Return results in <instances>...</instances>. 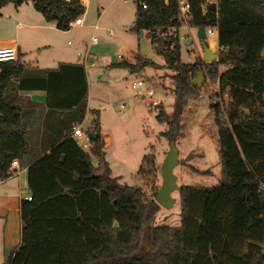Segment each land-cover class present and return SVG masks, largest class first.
I'll list each match as a JSON object with an SVG mask.
<instances>
[{"label": "trees", "instance_id": "1", "mask_svg": "<svg viewBox=\"0 0 264 264\" xmlns=\"http://www.w3.org/2000/svg\"><path fill=\"white\" fill-rule=\"evenodd\" d=\"M188 1L187 25L217 31L218 57L211 62L181 61L178 0H134L130 29L146 30L163 65L174 72L172 111L159 105L155 114L166 124L160 135L169 141L181 136L184 106L198 95L197 71L204 68L217 85L209 108L217 133L218 183L181 185L180 224L155 225L160 206L155 194L148 197L140 185L120 183L111 174L97 112L85 131L88 150L71 136L86 109L84 66L60 62L29 75L18 58L1 61L0 179L11 175L12 160L29 151L21 107L10 96L14 86L45 89L50 96L63 89L58 92L64 93L69 114L48 152L27 168L31 199L21 200V241L2 264H264V0ZM8 3L31 5L61 30H68L85 9L81 0H0V7ZM156 65L138 53L133 62L110 64L131 73ZM154 167V153H146L138 173Z\"/></svg>", "mask_w": 264, "mask_h": 264}, {"label": "rangeland", "instance_id": "2", "mask_svg": "<svg viewBox=\"0 0 264 264\" xmlns=\"http://www.w3.org/2000/svg\"><path fill=\"white\" fill-rule=\"evenodd\" d=\"M29 6L22 4L16 8L12 3H8L0 7V40L13 37L11 34L14 29L10 21H13L14 15L18 17L17 11L22 13V21L36 22L38 17ZM84 6L81 26L71 24L67 31L55 27L37 29V34H41L42 39L23 41V47L31 51L21 55L19 61L39 64L44 68L55 67L59 62L85 64L89 93L86 118L79 126L87 129L96 111L106 142L104 158L111 174L120 183L140 185L148 197L153 196L161 185V164L170 142L160 135L166 124L159 122L155 114L159 105H162L166 112L172 111L174 72L163 65V57L156 53L146 30L136 32L130 29L135 18L134 0H89ZM28 10H31L33 15L27 13ZM44 20L50 24L55 23L45 18ZM20 32L19 39L22 41L25 33L23 30ZM178 36L181 61L189 63L202 60L203 46L196 36V28L183 23ZM206 37L205 43L209 49L213 53L218 52L217 34L207 33ZM93 38L95 40H92ZM136 53L152 59L157 65L147 66L137 73L108 65L123 60L133 62ZM202 70L206 71L204 68ZM137 80L144 82L137 90L140 94L149 88L153 90V94L136 96L132 84ZM205 83L204 81L199 86L197 96L188 98L182 113V134L176 140L178 163L173 169L179 186H212L217 184L220 178L216 126L209 108V96L219 90ZM215 100L221 101L222 98L215 97ZM223 100L227 102V95L223 96ZM149 152L155 155V167L149 173L140 174L139 165L144 155ZM92 162L97 163V159L92 158ZM172 196L175 198L172 206H159L154 218L155 225L180 224L179 192L174 191ZM12 212L13 209L8 211L9 214L0 212V264L16 247L11 238H16L17 233V222L11 217Z\"/></svg>", "mask_w": 264, "mask_h": 264}, {"label": "crops", "instance_id": "3", "mask_svg": "<svg viewBox=\"0 0 264 264\" xmlns=\"http://www.w3.org/2000/svg\"><path fill=\"white\" fill-rule=\"evenodd\" d=\"M89 0L82 1V3H87ZM26 4V3H23ZM22 5V4H21ZM20 5V6H21ZM29 5V4H27ZM19 7V6H18ZM16 7V8H18ZM30 9H33L35 11V14L37 15L38 19L36 22H33L32 20H29V23L21 20V14L17 11L16 17L14 15L13 21H10V23L13 25V31L11 34L13 37H9V39H1L0 44L2 43H8V42H15L17 46V58L20 60L21 55L30 53L28 49H25L23 47V41L27 42L28 39L31 40V42L35 41L36 39H42L41 34H37V29H52L56 28L55 23H48L44 20V16L36 11L31 5L29 6ZM31 10H28L27 13H30V15H33ZM10 17V15H8ZM32 19V18H31ZM72 25H79L82 24H73ZM71 25V26H72ZM70 26V27H71ZM58 29V28H56ZM23 30V33H25L23 36L24 38L22 41L20 38V31ZM30 30H34L31 32ZM61 30V29H58ZM69 30V29H68ZM62 31V30H61ZM67 31V30H63ZM1 34V33H0ZM2 37V36H0ZM94 40V38L92 39ZM216 43V42H215ZM36 46V45H33ZM39 48V47H35ZM216 55V59L218 57V52L214 53ZM262 54L264 55V48L262 49ZM21 62V61H20ZM22 63V62H21ZM60 63V62H59ZM58 63V64H59ZM65 63H77L82 64L85 69L86 73V67L84 63L80 62H65ZM112 63V62H111ZM111 63H108L110 65ZM25 65L27 73L29 75H35V74H41L43 72V69L46 68H55L58 66V64L55 67H42L39 64H32V63H22ZM30 65L29 67L26 66ZM225 67L221 66L220 70L222 71ZM87 80V76H86ZM206 83L216 87L217 85L213 84L210 79L207 76L206 73ZM205 83V84H206ZM14 84H17V81L14 82ZM13 84V85H14ZM88 85V82H87ZM63 90V89H59ZM59 90H53V92L50 94L47 93L45 89H17L15 86L10 91V96L12 97V100L19 104L21 107V123L23 127L26 130V138L29 144V151L24 157L21 159H18V165L17 166H10L11 175H9L7 178L0 179V212L4 214H9L8 211L13 209V212L11 213V217L15 219L17 222L16 226V238L15 236L11 237L12 240L15 242V246H17L21 241V227H22V220H21V213H20V205L21 200L25 198L26 195H28V189H27V168L32 163V161L37 158V156L43 154L44 151L48 152L49 144L54 141V139L60 134V126L62 121L69 122V114L67 111L64 110L63 104H65V101L67 100L63 96L64 93L58 92ZM89 93V86L87 89V95H86V105H87V96ZM157 103V102H156ZM96 111H94V116L92 117L90 121V125L92 120L97 116ZM86 118V109L84 118L80 122L73 123L71 136L77 144L82 148V144L84 142H87L86 139L76 136L73 134V128L79 125H82ZM90 125L88 127H90ZM80 127V126H79ZM87 127V128H88ZM84 131V127H81ZM100 134L103 138V134ZM104 139V138H103ZM89 142V141H88ZM105 142V140H104ZM106 144V142H105ZM90 147V142H89ZM88 148H83L84 150H88ZM97 165V163H95ZM6 217V216H5ZM8 219V218H7Z\"/></svg>", "mask_w": 264, "mask_h": 264}, {"label": "water", "instance_id": "4", "mask_svg": "<svg viewBox=\"0 0 264 264\" xmlns=\"http://www.w3.org/2000/svg\"><path fill=\"white\" fill-rule=\"evenodd\" d=\"M196 36L202 42V59L206 62H211L216 59V55L206 45V32L205 27L199 26L196 29ZM162 40V39H161ZM159 51H164V45L161 41L159 44ZM206 79V71L198 70L194 78V84L201 86ZM96 133H92L91 137L95 138ZM178 163V147L175 140H170L168 151L161 164V185L154 196L155 201L162 207L168 208L175 202L172 196L174 191H179L180 186L177 184L176 175L173 172L174 167Z\"/></svg>", "mask_w": 264, "mask_h": 264}, {"label": "built area", "instance_id": "5", "mask_svg": "<svg viewBox=\"0 0 264 264\" xmlns=\"http://www.w3.org/2000/svg\"><path fill=\"white\" fill-rule=\"evenodd\" d=\"M81 1H85V0H81ZM190 3L188 0H178V9H179V20L181 21V23H185V25H187V20L190 17ZM203 12H205L204 8L202 9ZM73 24H82L83 23V19L80 16H78L77 18H75V20L72 22ZM197 29V28H196ZM205 32H206V36L207 33L213 34L216 33L217 31L215 28H205ZM95 40V38H94ZM118 57H121V55H118ZM17 58V46L16 43L13 42H8V43H2L0 44V62L1 61H9V60H14ZM203 60V59H202ZM144 84V82L142 80H137L135 83L132 84V89L134 90V94L136 96L138 95H143V96H151L153 94V90L152 89H147L144 93L140 94L138 90V88L140 86H142ZM73 134L79 137H82L84 139H86L87 142H84L82 144V148H88L89 147V135L79 126H75L73 128ZM18 165V161L17 159H14L11 161V165L10 166H17ZM26 199H31V195L28 194L25 196Z\"/></svg>", "mask_w": 264, "mask_h": 264}]
</instances>
